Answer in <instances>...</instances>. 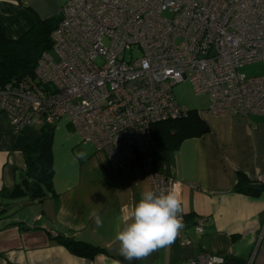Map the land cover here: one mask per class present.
Here are the masks:
<instances>
[{
  "label": "built area",
  "instance_id": "obj_1",
  "mask_svg": "<svg viewBox=\"0 0 264 264\" xmlns=\"http://www.w3.org/2000/svg\"><path fill=\"white\" fill-rule=\"evenodd\" d=\"M50 40L32 74L0 86V110L14 131L65 120L106 153L112 170L152 191L182 186L157 170L148 135L152 123L187 114L176 83L188 80L207 95L212 115L264 117V74L241 71L264 62V0H68ZM254 182L264 184V175ZM183 222L181 243L184 212ZM193 228L204 231L201 216ZM223 261L202 252L188 264Z\"/></svg>",
  "mask_w": 264,
  "mask_h": 264
},
{
  "label": "crops",
  "instance_id": "obj_2",
  "mask_svg": "<svg viewBox=\"0 0 264 264\" xmlns=\"http://www.w3.org/2000/svg\"><path fill=\"white\" fill-rule=\"evenodd\" d=\"M67 1L0 0V27L8 38H18L38 20L58 18ZM207 108L197 111L207 125L204 134L154 155L157 170L182 182L186 242L176 236L170 245L131 261L119 255L115 225L150 190L149 183L112 170L103 150L82 142L59 120L51 141V190L40 199L10 195L7 190L26 169L23 149L39 138L41 126L16 132L0 110V264H188L202 252L223 256L222 264H264V189L253 195L234 190L239 174L247 184L264 175V117L217 116ZM93 213L103 227H96ZM198 216L204 219L201 234L193 228ZM61 237L102 251L80 254L60 243Z\"/></svg>",
  "mask_w": 264,
  "mask_h": 264
},
{
  "label": "trees",
  "instance_id": "obj_3",
  "mask_svg": "<svg viewBox=\"0 0 264 264\" xmlns=\"http://www.w3.org/2000/svg\"><path fill=\"white\" fill-rule=\"evenodd\" d=\"M58 18L38 20L32 28L15 39L8 38L0 27V86L11 78L32 74L37 59L51 46L50 33L58 24ZM41 126V134L24 149L26 169L19 182L7 190L10 195L29 194L33 199H40L51 190L52 152L51 141L54 125ZM207 131V125L198 116L197 110L187 108V114L180 118L166 119L152 123L148 135L154 144V153L175 150L189 137L199 136ZM244 175L239 174L234 186L236 192L258 194L248 189ZM58 241L72 251L92 256L101 250L82 241Z\"/></svg>",
  "mask_w": 264,
  "mask_h": 264
},
{
  "label": "clouds",
  "instance_id": "obj_4",
  "mask_svg": "<svg viewBox=\"0 0 264 264\" xmlns=\"http://www.w3.org/2000/svg\"><path fill=\"white\" fill-rule=\"evenodd\" d=\"M183 200L180 190L144 191L141 198L115 225V240L119 242V255L125 260L143 259L159 248L174 242L184 228ZM97 228L103 227L98 213H93ZM112 264H121L113 260Z\"/></svg>",
  "mask_w": 264,
  "mask_h": 264
},
{
  "label": "rangeland",
  "instance_id": "obj_5",
  "mask_svg": "<svg viewBox=\"0 0 264 264\" xmlns=\"http://www.w3.org/2000/svg\"><path fill=\"white\" fill-rule=\"evenodd\" d=\"M105 41V40H104ZM137 52H133V56H136ZM126 58H129V53H125ZM241 71L246 76H257L264 74V62L257 61L245 64L241 67ZM33 73V72H32ZM175 99L185 105L189 109L199 110L206 108L208 105V97L205 94H195L191 84L188 80L176 83L172 88Z\"/></svg>",
  "mask_w": 264,
  "mask_h": 264
},
{
  "label": "water",
  "instance_id": "obj_6",
  "mask_svg": "<svg viewBox=\"0 0 264 264\" xmlns=\"http://www.w3.org/2000/svg\"><path fill=\"white\" fill-rule=\"evenodd\" d=\"M248 189L260 191L264 189V184L257 183V182H251L246 185ZM65 241H70V238H65Z\"/></svg>",
  "mask_w": 264,
  "mask_h": 264
}]
</instances>
